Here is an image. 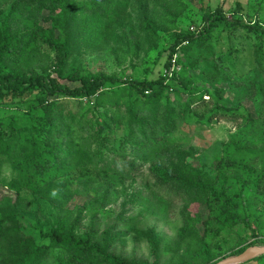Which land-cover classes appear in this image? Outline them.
<instances>
[{"label": "rangeland", "instance_id": "obj_1", "mask_svg": "<svg viewBox=\"0 0 264 264\" xmlns=\"http://www.w3.org/2000/svg\"><path fill=\"white\" fill-rule=\"evenodd\" d=\"M15 1L0 0V11L9 14ZM74 1L80 6L97 1L109 11L107 17H102L94 25V31L90 30V26L97 20L86 23V16L80 15L72 33L69 52L62 56V66L59 64V52L47 42L44 35L52 38L54 32L56 39L60 37V32L54 30L50 21L54 15L47 10H28L25 15L17 16V19L12 21L15 51L7 60L8 66L44 76H56L60 68L64 74H68L74 68L82 77L106 75L121 80L139 81L167 77V83L173 85L172 88H180L182 78L189 80L196 94L190 96L180 89H176L175 93L171 92L172 100L177 102L175 108L179 109V99L182 103H192L194 100V110L198 116L204 113L209 118L215 116L218 97L242 118L234 120L218 117L206 124L179 127L173 137L178 143L170 148L189 153L187 163L209 177H216L219 167L224 163L230 166L236 164L240 170L237 176H232L237 186L248 189V184H256L264 175V162L252 159L253 156L264 153V101L258 96H252L254 94L240 91L242 88L237 87L234 81L224 80V76L215 78L211 71L202 65L203 57L208 56L204 51L184 54L183 50H180L174 57L170 71L167 70L166 63L170 55L172 36L184 32H200L204 27L203 17L207 12L222 9L231 20L240 18L247 23L258 22L264 25V0ZM147 22L152 25L151 31L145 29ZM224 33L223 28L219 30L212 44L216 47L220 39L219 42L225 44L224 53H228V46L222 39ZM249 42V38L243 33L236 32L229 37L233 51L248 47ZM175 73H178L177 82L173 81ZM69 85L74 88L79 84ZM127 99L126 95L121 101L126 102ZM94 102L95 99L91 101V106ZM83 103L90 104L86 100H83ZM113 103V98H105L103 102L106 109ZM28 104L32 108L38 106L39 96L33 95L24 101L0 97V133L5 134L6 138L11 123L21 122L24 114L29 112ZM54 104L58 108V114H63V126L68 122L69 112L75 115L82 113L79 103L70 99L60 98ZM35 112L34 117H38L37 124H40L44 114L41 111ZM92 117L93 115H89L88 118ZM118 127L120 129H117ZM118 127H114L115 132L107 136L105 142L104 154H107L111 161L114 159V162L115 155L111 152L120 150L125 134L122 125ZM75 143L77 148L83 150L85 157L89 155L90 150L97 149V145L89 149L90 142L82 141L79 130ZM89 158L96 160V157L91 155ZM130 160L135 159L130 157ZM159 160L158 155H145L136 160L138 171L132 177L100 170L90 180L73 179L66 183L67 191L59 188L45 198L34 194L31 191L32 185L26 180L21 184H14L25 199L26 212L19 218L22 231L27 236L42 241L43 233H48L54 223L62 222L73 228L78 235L90 236L101 245H105L108 238L109 251L124 261L140 264H177L178 258L183 256L190 245V232L185 231L190 216L188 213L183 214L184 206L178 204L179 201H175L173 205L155 197L158 190L153 173ZM103 166L104 164L100 165ZM0 171V199H16L17 193L8 191L6 187L13 181L14 167L12 162H9V157L1 156V153ZM246 192L248 197H253L252 189ZM252 201L256 207L262 206L261 210H264V202L262 203L260 198H253ZM197 211V206L190 209L192 216ZM259 213L264 214L262 211ZM259 213L256 216L258 220L250 225L253 230L240 225L219 237L206 238L211 249L212 264L235 256L237 251L256 240L264 241V215L259 217ZM201 223L200 220L198 227L203 233ZM256 246L261 247L264 244ZM194 250L199 253L202 247L194 245ZM59 263L60 260H53L50 264ZM246 264H264V256Z\"/></svg>", "mask_w": 264, "mask_h": 264}, {"label": "trees", "instance_id": "obj_2", "mask_svg": "<svg viewBox=\"0 0 264 264\" xmlns=\"http://www.w3.org/2000/svg\"><path fill=\"white\" fill-rule=\"evenodd\" d=\"M28 10H47L54 15L50 21L54 30L60 32V37L56 39L54 32L52 38L44 35L59 52L61 66L62 56L71 47L72 33L80 15L86 16V23L97 20L90 26V30L94 31V25L102 17H107L109 11L97 1L80 6L74 0H16L9 14L0 11V97L24 101L33 95L39 96L38 106L32 108L28 104L29 112L24 114L22 121L11 123L7 138L0 133L1 156H8L14 167L13 181L6 187L8 191L17 193L14 200L10 197L0 199V264H50L53 260H60L59 264H140L113 255L109 251L108 238L106 244L101 245L90 236L78 235L62 222L54 223L48 233H43L42 241L27 236L19 219L26 212L25 199L13 185L26 180L32 185L34 194L45 198L59 188L67 191L66 183L73 179L90 180L100 170L132 177L138 171L136 160L145 155L160 157L153 173L158 190L155 197L173 205L179 201L178 204L184 206L183 214L190 216L185 225V231L190 232V245L178 258L177 264H212L206 238L219 237L240 225L252 229L250 225L258 220V213H264L261 210L263 207H256L252 201L253 198H260L264 202V175L256 184H248V189L239 188L232 176H237L240 170L236 164L230 166L224 163L216 177H209L187 163L189 153L170 147L178 143L173 137L179 127L206 124L218 117L238 120L242 116L233 112L218 97L215 116L209 118L204 113L198 116L194 100L182 103L179 99V109L175 108L177 102L172 100L171 92L180 89L190 96L196 94L192 83L183 78L180 88H172L173 85L167 83V77L151 81L121 80L106 75L82 77L74 68L68 74L60 68L56 76H44L11 68L7 60L15 51L12 21ZM203 23L204 27L198 33L184 32L172 36L167 70H171L174 57L180 50L184 54L204 51L208 56L201 59L202 65L215 78L224 76V80L234 81L237 87L242 88L240 91L254 94L252 96L264 101V25L247 23L240 18L231 20L222 9L207 12ZM222 28L225 31L222 39L228 46V53H224L225 44L219 42L220 39L216 47L212 44L215 34ZM145 29L151 31V23H145ZM236 32L246 35L250 42L248 47L233 51L229 37ZM177 76L178 73H175L173 81H178ZM69 83L79 85L72 88ZM126 95L127 101L122 102ZM210 96L214 99L213 94ZM60 98L76 101L82 109L78 115L69 112L65 126L61 125L63 114H58L54 104ZM105 98L115 99L109 109L104 107ZM93 99L95 102L91 106ZM83 100L90 104L84 105ZM35 111L44 114L40 124H37L38 117H34ZM89 115L93 117L89 119ZM119 125H122L125 134L120 150L111 152L115 155L114 162L104 154L105 142L106 137L115 132L114 127ZM77 130L81 132L82 141L90 142L89 149L97 145V149L90 150L88 155L96 157V160L85 157L83 150L77 148ZM130 157L135 160L131 161ZM252 159L264 162V153ZM101 164L104 166L100 167ZM251 189L253 197H248L246 191ZM193 206L198 207L194 216L190 213ZM263 215L259 213V217ZM200 220L203 233L198 227ZM260 242L264 244V241L256 240L237 251L235 256ZM194 245H200L201 252H195Z\"/></svg>", "mask_w": 264, "mask_h": 264}, {"label": "water", "instance_id": "obj_3", "mask_svg": "<svg viewBox=\"0 0 264 264\" xmlns=\"http://www.w3.org/2000/svg\"><path fill=\"white\" fill-rule=\"evenodd\" d=\"M264 256V246H255L247 249L240 255L224 259L217 264H246Z\"/></svg>", "mask_w": 264, "mask_h": 264}]
</instances>
